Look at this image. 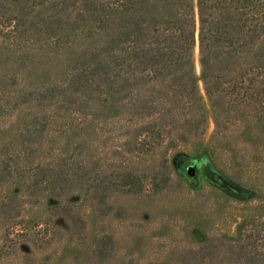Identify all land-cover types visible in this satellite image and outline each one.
<instances>
[{
	"label": "trees",
	"instance_id": "16d2710c",
	"mask_svg": "<svg viewBox=\"0 0 264 264\" xmlns=\"http://www.w3.org/2000/svg\"><path fill=\"white\" fill-rule=\"evenodd\" d=\"M0 44L14 63L11 79L51 58L61 64L57 76L23 93L0 92V116L21 104L39 109L18 150H0V186H7L0 257L16 241L48 243L59 230L55 215L76 228L91 186L143 187L132 159L156 154L162 166L173 151L188 159L180 149L196 152L201 143L206 97L209 152L237 234L187 247L177 264H264V0H0ZM97 95L110 131L121 130L111 154L123 166L104 177L100 168L90 174L84 157ZM50 134L80 140L68 155L34 164ZM45 196L46 216L23 222L24 207Z\"/></svg>",
	"mask_w": 264,
	"mask_h": 264
},
{
	"label": "rangeland",
	"instance_id": "374dc122",
	"mask_svg": "<svg viewBox=\"0 0 264 264\" xmlns=\"http://www.w3.org/2000/svg\"><path fill=\"white\" fill-rule=\"evenodd\" d=\"M8 55L9 50L0 44V92L10 95L23 93L57 76L61 68L57 58H51L31 72L18 69L17 77L11 79L14 63L7 60ZM102 99L103 96L97 95L88 110L90 120L84 157L89 173L100 168L104 177L123 165L114 161L111 154L114 146L122 145L112 140L121 130L110 131L101 107ZM203 105L207 127L201 143L196 152L180 149L188 159L176 158L174 151L162 166H158L156 154H142L132 159L129 167L135 175H140L143 187L137 183L130 191L115 187L106 191L91 186L80 205L81 219L76 228L55 215L52 222L59 223V230L49 228L53 238L48 243L40 246L31 240L16 241L10 244L9 254L0 257V264H177V258L187 247L207 237L236 236L237 224L225 219L230 211L229 202H223L224 192L218 186L221 175L209 152L214 123L206 97ZM37 112L39 109L21 104L0 116V150L6 147L10 152L18 150L21 131L28 118ZM50 135L35 153L34 164L47 162L53 153L54 157L68 155L80 140L72 134ZM16 136L18 139L13 140ZM117 138L123 140L122 135ZM190 167L194 175L188 174ZM6 192L7 186H0V197ZM51 203L45 196L39 206L24 207L23 222L31 223L46 216ZM6 229V223L1 222L0 245L7 239Z\"/></svg>",
	"mask_w": 264,
	"mask_h": 264
},
{
	"label": "water",
	"instance_id": "95a60500",
	"mask_svg": "<svg viewBox=\"0 0 264 264\" xmlns=\"http://www.w3.org/2000/svg\"><path fill=\"white\" fill-rule=\"evenodd\" d=\"M187 172H188V174H190V175H194V171L192 170L191 167L187 170Z\"/></svg>",
	"mask_w": 264,
	"mask_h": 264
}]
</instances>
